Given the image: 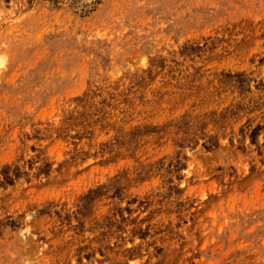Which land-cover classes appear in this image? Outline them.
Returning a JSON list of instances; mask_svg holds the SVG:
<instances>
[{"label": "rangeland", "instance_id": "1", "mask_svg": "<svg viewBox=\"0 0 264 264\" xmlns=\"http://www.w3.org/2000/svg\"><path fill=\"white\" fill-rule=\"evenodd\" d=\"M30 263L264 264V0H0V264Z\"/></svg>", "mask_w": 264, "mask_h": 264}, {"label": "bare ground", "instance_id": "2", "mask_svg": "<svg viewBox=\"0 0 264 264\" xmlns=\"http://www.w3.org/2000/svg\"><path fill=\"white\" fill-rule=\"evenodd\" d=\"M3 63V62H2ZM1 63V64H2ZM25 222V221H24ZM15 237L17 238L18 241V245L21 247V249L26 250L24 256H27V254L30 253H34L36 251V246L33 243L34 237L35 235L33 234L32 230L30 229V227H28L27 225H25L24 227L20 228L16 233H15ZM15 245V243H14ZM17 246V245H16ZM15 246V247H16ZM29 246V247H27ZM27 250L29 253H27ZM18 251V248H17ZM20 253V251H18ZM40 252V251H39ZM23 253V251H22ZM21 254V253H20ZM22 255V254H21ZM31 255V254H30ZM29 255V256H30ZM33 256V255H32ZM41 259V258H40ZM48 262V261H47ZM27 263V262H26ZM32 264V263H30ZM33 264H38V263H33Z\"/></svg>", "mask_w": 264, "mask_h": 264}]
</instances>
